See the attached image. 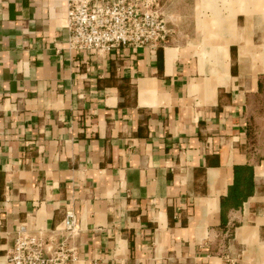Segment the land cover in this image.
<instances>
[{
  "label": "crops",
  "instance_id": "obj_1",
  "mask_svg": "<svg viewBox=\"0 0 264 264\" xmlns=\"http://www.w3.org/2000/svg\"><path fill=\"white\" fill-rule=\"evenodd\" d=\"M164 3L166 44L98 54L67 0H0V264L72 209L73 264H264V0Z\"/></svg>",
  "mask_w": 264,
  "mask_h": 264
},
{
  "label": "built area",
  "instance_id": "obj_2",
  "mask_svg": "<svg viewBox=\"0 0 264 264\" xmlns=\"http://www.w3.org/2000/svg\"><path fill=\"white\" fill-rule=\"evenodd\" d=\"M170 0H67L70 50L108 53L121 47L156 50L168 42L171 30L164 13ZM65 239L59 243L22 225L7 252L11 264H73L78 260L70 245L82 229L75 211L64 218Z\"/></svg>",
  "mask_w": 264,
  "mask_h": 264
},
{
  "label": "trees",
  "instance_id": "obj_3",
  "mask_svg": "<svg viewBox=\"0 0 264 264\" xmlns=\"http://www.w3.org/2000/svg\"><path fill=\"white\" fill-rule=\"evenodd\" d=\"M252 179H253V168L251 166L235 168V174H234L235 182L230 188V192H229V196L232 199L231 201H233V199H235L234 201L236 203L237 201H242L241 195H244L242 194L243 192L246 193L247 191V194L245 195L252 193L253 183H254ZM224 202L225 200H223V203H222L223 211L226 212V205H224ZM235 205L238 206L237 204Z\"/></svg>",
  "mask_w": 264,
  "mask_h": 264
}]
</instances>
